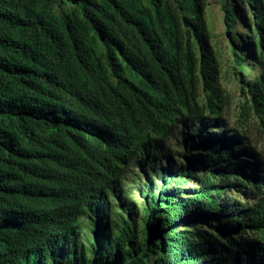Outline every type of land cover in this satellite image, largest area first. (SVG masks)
I'll list each match as a JSON object with an SVG mask.
<instances>
[{
  "label": "trees",
  "instance_id": "obj_1",
  "mask_svg": "<svg viewBox=\"0 0 264 264\" xmlns=\"http://www.w3.org/2000/svg\"><path fill=\"white\" fill-rule=\"evenodd\" d=\"M239 5L255 136L205 0H0V264H264V0Z\"/></svg>",
  "mask_w": 264,
  "mask_h": 264
},
{
  "label": "rangeland",
  "instance_id": "obj_2",
  "mask_svg": "<svg viewBox=\"0 0 264 264\" xmlns=\"http://www.w3.org/2000/svg\"><path fill=\"white\" fill-rule=\"evenodd\" d=\"M239 4L240 0H205V19L211 44L219 60L226 116L232 126L242 125L243 129H247L253 136L257 127L256 120L244 87L261 73L263 63L259 56L258 39L253 41L254 32L240 17L242 8ZM245 37L246 42L251 45L244 44ZM184 130L186 129L176 131L167 142V145L173 146L181 155L184 153V141H187ZM195 149L197 151V147ZM151 163L160 166L167 164L162 158L152 160ZM133 167L142 177L146 175L147 172L140 171L137 164ZM134 190H138L137 187H134ZM135 195L141 200L139 195ZM90 234L91 228L87 227L85 233L78 237L79 242L88 243Z\"/></svg>",
  "mask_w": 264,
  "mask_h": 264
}]
</instances>
